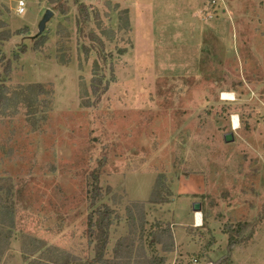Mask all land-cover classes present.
<instances>
[{
  "label": "rangeland",
  "instance_id": "374dc122",
  "mask_svg": "<svg viewBox=\"0 0 264 264\" xmlns=\"http://www.w3.org/2000/svg\"><path fill=\"white\" fill-rule=\"evenodd\" d=\"M17 1L0 0V264L91 262L103 207L106 264H264V0Z\"/></svg>",
  "mask_w": 264,
  "mask_h": 264
},
{
  "label": "trees",
  "instance_id": "16d2710c",
  "mask_svg": "<svg viewBox=\"0 0 264 264\" xmlns=\"http://www.w3.org/2000/svg\"><path fill=\"white\" fill-rule=\"evenodd\" d=\"M82 8V10H84L83 6H80ZM1 93V92H0ZM8 100L7 98L0 94V110L2 108L5 107V105L7 104ZM7 194L10 197H13L11 194V190L7 191ZM91 204L94 206L96 204V200L99 195H98V190H97V186L93 187V191L91 193ZM165 201L162 198H153L150 203L153 204H161L164 203ZM12 213H13V209L12 206L9 205L7 202H4V200L2 199V197H0V224H2V222H8L11 224L12 222ZM94 215H96L97 219L95 221H93V217ZM113 224V219H112V211L109 210V208L107 207H103V209H96L93 213V215H90L89 217V230L92 233H94L95 231H93V228H96L99 231V236L100 239L98 240V245H97V254L95 256V258L88 263H84V264H106V260L104 259V253H105V249L108 243V232H109V228L112 226ZM0 237H1V232H0ZM10 235L5 236V239H9ZM231 243H229V246H232L234 243H232V241H230ZM234 246V245H233ZM231 248V247H230ZM163 261L160 260L159 264H163Z\"/></svg>",
  "mask_w": 264,
  "mask_h": 264
},
{
  "label": "water",
  "instance_id": "95a60500",
  "mask_svg": "<svg viewBox=\"0 0 264 264\" xmlns=\"http://www.w3.org/2000/svg\"><path fill=\"white\" fill-rule=\"evenodd\" d=\"M52 16V13L47 10L43 16V18L41 19L39 25H38V34H42L44 28H45V25L47 23V21L50 19V17ZM233 140V137H232V134L231 133H228L224 136V142L225 143H229ZM192 210L193 212H199L201 211V206L199 205V203H194L193 206H192Z\"/></svg>",
  "mask_w": 264,
  "mask_h": 264
},
{
  "label": "bare ground",
  "instance_id": "6f19581e",
  "mask_svg": "<svg viewBox=\"0 0 264 264\" xmlns=\"http://www.w3.org/2000/svg\"><path fill=\"white\" fill-rule=\"evenodd\" d=\"M221 99L222 100H228V101L234 100L232 94L224 93V92L221 93ZM238 127H239V121H238L237 117L233 116V118H232V129L236 130V129H238ZM197 213H199V212H194V223H195V225L197 227H200L202 225L201 224L202 223V219H201V215H200V222L197 223V219H196V214Z\"/></svg>",
  "mask_w": 264,
  "mask_h": 264
},
{
  "label": "built area",
  "instance_id": "2783aa9c",
  "mask_svg": "<svg viewBox=\"0 0 264 264\" xmlns=\"http://www.w3.org/2000/svg\"><path fill=\"white\" fill-rule=\"evenodd\" d=\"M23 7H24V12L21 14L18 9L20 8V0L17 1V5H16V14L19 15V16H22L25 14V11H26V3L25 1L23 0Z\"/></svg>",
  "mask_w": 264,
  "mask_h": 264
},
{
  "label": "clouds",
  "instance_id": "9594fccd",
  "mask_svg": "<svg viewBox=\"0 0 264 264\" xmlns=\"http://www.w3.org/2000/svg\"><path fill=\"white\" fill-rule=\"evenodd\" d=\"M18 11L22 14L24 12V7H23V0H20V8L18 9ZM196 219H197V223L200 222V213L196 214Z\"/></svg>",
  "mask_w": 264,
  "mask_h": 264
},
{
  "label": "crops",
  "instance_id": "0c3cea01",
  "mask_svg": "<svg viewBox=\"0 0 264 264\" xmlns=\"http://www.w3.org/2000/svg\"><path fill=\"white\" fill-rule=\"evenodd\" d=\"M190 221L193 222L194 221V217L190 216ZM195 228H199V227H195Z\"/></svg>",
  "mask_w": 264,
  "mask_h": 264
}]
</instances>
